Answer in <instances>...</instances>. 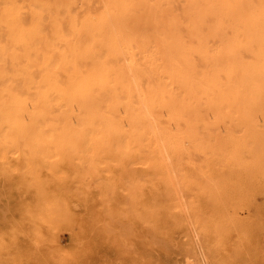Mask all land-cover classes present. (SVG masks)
Returning <instances> with one entry per match:
<instances>
[{
  "label": "snow or ice",
  "instance_id": "snow-or-ice-1",
  "mask_svg": "<svg viewBox=\"0 0 264 264\" xmlns=\"http://www.w3.org/2000/svg\"><path fill=\"white\" fill-rule=\"evenodd\" d=\"M22 7L3 5L6 29L0 37V128L7 132L0 174L8 178L19 171L9 163L10 149L19 152L30 148L33 155L45 152L52 157L46 165L47 177L43 176L44 166L33 168V182L40 186L42 197L48 184H57L90 204L100 193L101 207L96 210L91 204L92 210L85 213L67 246L35 227L31 209L19 219L5 213L0 219V264H157L149 258L154 243L145 234L160 233L171 213L160 203L155 182L143 178L126 181L114 176L107 166L97 167V161L118 140L123 142L142 124H150L156 130L157 144L163 137L165 151L171 144L177 153L166 162L183 213L188 218L200 216L198 194L214 183L206 171L205 157L219 147V141L209 135L215 122L201 116L205 98L196 100L195 96L205 84L201 67L210 68L225 52L259 64V99L249 106H259V120L255 111L250 112L259 131L258 183L257 145L243 135L233 142L249 156L243 203L247 206L259 200L264 211V0L183 6L51 0L31 5L30 18L16 13ZM143 8H166L168 12L144 17L138 11ZM189 8L210 11L196 15L189 13ZM116 9L123 10L115 19L119 30L110 41L98 40V29L105 22L114 23ZM114 77L122 83V90L111 83ZM97 89L107 92L108 129L105 132L102 128L97 135L87 117L81 115L75 121L81 139L69 146L57 134L58 125L50 121L57 116L67 119L83 95L96 94L102 107L104 100L99 99ZM220 99L221 106L231 111V95L226 93ZM161 112L166 119L157 118ZM16 131L23 133L18 140L11 135ZM66 148L68 155L62 156ZM132 148L129 140L128 146L118 151L127 157ZM189 195L191 202L186 199ZM180 212V208L175 209V213ZM27 217H33V222ZM64 222L72 221L65 216ZM242 224L228 228L217 225L215 241L186 264H264V214L259 221V245L255 222L244 219ZM233 233L236 240L230 243ZM100 239L114 242L117 254L87 259Z\"/></svg>",
  "mask_w": 264,
  "mask_h": 264
},
{
  "label": "bare ground",
  "instance_id": "bare-ground-1",
  "mask_svg": "<svg viewBox=\"0 0 264 264\" xmlns=\"http://www.w3.org/2000/svg\"><path fill=\"white\" fill-rule=\"evenodd\" d=\"M51 2V0H0V37L4 36L6 29V16L4 4L23 5L17 8L16 13L30 18L33 4ZM73 2H85V0H73ZM91 4H178L183 6L189 5H206L211 3H222L225 0H86ZM139 14L144 17L155 16L157 13L163 15L168 12L166 8L139 9ZM210 11L209 9L189 8L188 12L201 15ZM122 9L113 10L114 23H103L98 29L97 39L110 41L114 38L116 31L119 30L118 23L115 19L122 14ZM115 24V26H114ZM247 58H239L225 52L219 61L210 68L201 67V76L204 77L205 84L199 89L196 100L203 96L205 104L202 106L201 116L205 121H214V132H209L215 140L219 141V147L205 157L208 161L206 168L207 173L214 183L207 185L206 192L198 194V200L201 205L200 216L193 215L188 218L182 210V205L178 203L179 197L175 195V188L170 184L169 165L167 164L168 156L177 155L175 149L169 144L168 151H165L164 138L161 137L159 145L156 142V130L150 124H142L141 127L132 133L129 139L119 140L116 144L106 149L101 154V159L97 161V167L107 166L116 177H123L126 181L134 182L141 178L154 181L160 194V203L168 206L169 216L165 218V227L160 233H146L145 238L154 243V247L149 251V258L157 264H186V261L204 251L211 243L215 241V229L217 225L224 228L242 227V221L247 219L256 224L255 241L259 245L261 233L259 231V221L264 214L259 200L255 204L248 205L252 208L250 213L241 212L240 206L243 203L242 194L249 180L250 169L248 166L249 156L244 148L237 150L234 145L235 140L243 135L251 138L257 145V155L255 160V169L259 172V131L252 124L250 112L255 111L256 120H259L258 103L254 109L250 108L253 100L258 101L261 89V77L258 62L249 64ZM113 85H117L122 90V83L113 78ZM91 82L89 88L91 87ZM99 99L104 100L101 107L98 103L96 94L83 95L81 103L76 105L75 112L70 113L67 119L59 116L54 117L50 123L57 124V134L71 143L81 139L80 129L75 126V121L81 118V115L87 117L88 123L94 128L97 135H100L101 129L106 132L108 122L105 119V109L107 108V92L97 89ZM231 95V111L221 106V97L224 94ZM83 108V113H81ZM219 117V119H217ZM123 118V113H121ZM158 119H166L163 112L158 114ZM170 124L171 121H168ZM181 130L183 126L181 125ZM7 129L0 128V166L3 165V142ZM17 140L23 136L21 131L11 134ZM147 139H140L141 137ZM89 140L92 139L89 134ZM129 140L133 145L131 153L127 157L119 154L121 147L126 148ZM149 141H152L149 145ZM15 146V145H13ZM62 156L68 155V148L65 149ZM8 160L12 168L19 169L11 177H4L0 174V183L6 186V189L0 192V206L11 212L17 219L24 216L25 210L31 209L33 213L35 227L45 236L52 234L61 246L60 230L69 229L71 241L73 240L74 231L78 229L80 222L84 219L85 213L92 210L91 204L95 205L98 210L100 193L97 192L93 201L90 202L84 198L75 195H69L67 190L57 184H48L46 186V196H41L40 186L34 183L33 168H43V176L47 177L46 165L51 162V155L41 152L33 155L31 149L27 151L8 152ZM31 162V163H30ZM198 161L197 163H203ZM219 197V199H217ZM9 198L14 202L9 205ZM186 199L191 202L192 197L189 195ZM8 203V204H7ZM244 206V205H243ZM180 208V213H175V209ZM1 210V209H0ZM2 214V210L0 211ZM5 213V212H4ZM4 214L0 219H2ZM71 218V223H65L64 217ZM33 217H27L29 223L33 222ZM178 217L180 222H177ZM60 234V235H59ZM69 239V238H68ZM236 240L233 233L229 242ZM70 241V242H71ZM107 240L100 239L96 249L87 259L101 260L104 259L105 250L102 245ZM68 244V243H67ZM117 249V245L112 242ZM105 246V245H104ZM114 251V250H113ZM116 252V251H115ZM109 255V254H108Z\"/></svg>",
  "mask_w": 264,
  "mask_h": 264
},
{
  "label": "rangeland",
  "instance_id": "rangeland-1",
  "mask_svg": "<svg viewBox=\"0 0 264 264\" xmlns=\"http://www.w3.org/2000/svg\"><path fill=\"white\" fill-rule=\"evenodd\" d=\"M4 189H6V186L5 185H2L1 183H0V191L1 190H4ZM0 194H2L1 192H0ZM9 205H11L13 202H14V199L13 198H9ZM8 204V203H7ZM244 204H242L241 206H240V210H241V212H246V213H250L251 212V210H252V208H250L248 205L247 206H243ZM0 209L2 210V212H3V214H5V213H8L7 212V210L6 209H4L2 206H0ZM0 210V211H1ZM5 212V213H4ZM1 212H0V218L2 217V215H3ZM60 234H61V236H60V239H61V243H62V245L63 246H67L69 243H70V241H71V233H70V231H69V229H67V228H62L61 230H60ZM59 234V235H60ZM69 238V239H68ZM68 243V244H67ZM105 245V246H104ZM102 249H104L105 250V256L106 257H109V256H115L117 253L115 252L116 251V249H115V247L112 245V242H109V241H106L103 245H102ZM114 250V251H113ZM109 254V255H108ZM92 260H94V259H92Z\"/></svg>",
  "mask_w": 264,
  "mask_h": 264
}]
</instances>
